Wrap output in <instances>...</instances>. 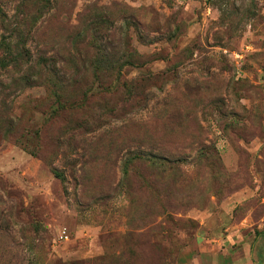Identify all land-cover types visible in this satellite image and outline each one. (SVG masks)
<instances>
[{
    "label": "rangeland",
    "instance_id": "1",
    "mask_svg": "<svg viewBox=\"0 0 264 264\" xmlns=\"http://www.w3.org/2000/svg\"><path fill=\"white\" fill-rule=\"evenodd\" d=\"M0 264H264V0H0Z\"/></svg>",
    "mask_w": 264,
    "mask_h": 264
},
{
    "label": "trees",
    "instance_id": "2",
    "mask_svg": "<svg viewBox=\"0 0 264 264\" xmlns=\"http://www.w3.org/2000/svg\"><path fill=\"white\" fill-rule=\"evenodd\" d=\"M107 75H108V77H109V76H111L112 74H111V72H108Z\"/></svg>",
    "mask_w": 264,
    "mask_h": 264
}]
</instances>
